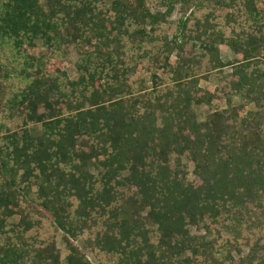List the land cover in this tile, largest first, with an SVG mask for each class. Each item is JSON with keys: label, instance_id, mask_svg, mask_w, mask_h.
I'll return each instance as SVG.
<instances>
[{"label": "trees", "instance_id": "trees-1", "mask_svg": "<svg viewBox=\"0 0 264 264\" xmlns=\"http://www.w3.org/2000/svg\"><path fill=\"white\" fill-rule=\"evenodd\" d=\"M149 1L0 0V264H88L70 241L97 264H264V8ZM69 45L72 80L46 66ZM219 95L255 111L225 115Z\"/></svg>", "mask_w": 264, "mask_h": 264}, {"label": "rangeland", "instance_id": "rangeland-1", "mask_svg": "<svg viewBox=\"0 0 264 264\" xmlns=\"http://www.w3.org/2000/svg\"><path fill=\"white\" fill-rule=\"evenodd\" d=\"M160 0H150L149 4L151 7V12L152 11H158V12H162L164 10H162L161 7H158V2ZM109 0H104V4L105 6H108ZM257 4H260L263 6L264 8V0H257L256 2ZM226 13H229V10H224V9H219L215 12L214 18L219 19L221 17H223ZM179 16V11L177 10V8H174V10L172 11V13L169 15L168 20L171 22H174ZM259 18H264V13L260 16H258ZM132 27H129L127 32H131ZM122 45V47L120 48L121 53L122 52H127L128 48L130 47V45L128 43H120ZM115 46H112V48ZM114 49V48H113ZM128 53V52H127ZM31 55H41L45 58H47L48 52L46 49L42 48L39 46V44L36 46L35 49L32 50ZM219 56L222 60H229L232 58V55L230 53V51L225 48V47H220L219 48ZM78 57V53L75 51V49L73 48V46H68L66 49H64L63 55H61L57 60H50L48 62H46V66L47 69L49 71H52V69H54L53 67L57 68V71L63 72L65 74V76L69 79H75L76 78V71L74 70V61L77 59ZM126 58H124V60H126ZM258 68L262 71H264V63H263V59H261V63L258 66ZM56 71H52L49 72L51 74H54ZM228 73V68H224L223 70L220 71V76L221 77H225L227 76ZM149 76H150V72L145 71L144 69L140 68V65H138L136 67L135 73L130 76V80L133 81V85H134V89H136L137 91H139L140 89H150V81H149ZM157 76H159L160 79L164 80L167 78V75H163L161 73L157 74ZM217 81H216V77L214 76H210L208 78V80L206 81H201L199 82V87L200 88H209L212 89L216 86ZM213 103L215 104V106H217V108L219 110H224L226 113L225 115H227L228 113H230V111H235L237 112V114L239 116H243L244 113L246 112H250V111H255L254 107L252 105H245L242 101V99L237 98V97H233L230 98L228 101H226L224 98H222L221 95L218 96L217 99H213ZM263 107H264V102H263ZM211 110V108L206 105H199V106H194L192 107V111L196 117L197 121H201L204 116ZM4 125L5 128L7 129V133H17L18 135L21 134V132L23 131L24 128L26 127H22L20 124V121L17 117H13V118H8L6 117V119L4 120ZM29 128H32L31 126H29ZM35 128V127H34ZM37 129H38V125H37ZM36 129V130H37ZM182 163L186 165V181L190 182V183H194L195 182V177L192 175V165L184 160H182ZM44 213V212H42ZM46 216V215H45ZM46 218H48L46 216ZM16 221V218H10L8 219V223H14ZM196 229H194L193 227L190 228V234L193 235L195 234ZM71 244L73 246H75L77 248V250L81 251L84 260L88 263V264H97V260L96 258L93 256V254L89 253L88 251H86L85 249H82L79 247L78 244H76L75 242L70 241ZM54 243H55V247L57 249H59L60 251H64L65 250V244L63 243L62 239H61V233L56 231L54 234ZM240 251L243 254L247 253V248L242 247L240 249ZM233 254V253H232Z\"/></svg>", "mask_w": 264, "mask_h": 264}]
</instances>
